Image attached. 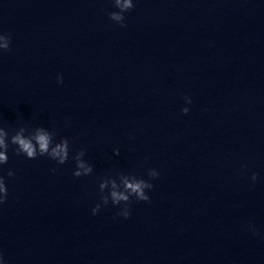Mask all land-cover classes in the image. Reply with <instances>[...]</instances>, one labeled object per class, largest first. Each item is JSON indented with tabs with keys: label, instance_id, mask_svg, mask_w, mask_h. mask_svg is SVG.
I'll return each mask as SVG.
<instances>
[{
	"label": "clouds",
	"instance_id": "9594fccd",
	"mask_svg": "<svg viewBox=\"0 0 264 264\" xmlns=\"http://www.w3.org/2000/svg\"><path fill=\"white\" fill-rule=\"evenodd\" d=\"M113 5L118 11H111L108 13L109 19L116 22L121 27H124L125 16L124 13L130 11L133 7V0H112ZM11 44V35L0 34V50L9 51ZM57 82L62 83L63 78L57 77ZM186 103H191L189 97L184 98ZM189 109L187 107L182 109V112L187 114ZM55 133L40 126L30 128L29 126H20L14 130L13 134L4 127H0V165L7 164V152L10 146H15L13 151L16 155H24L28 159H35L38 156H47L55 160L58 164H64L69 159V140L64 138L59 142H54ZM114 152L118 155L119 150L115 149ZM85 155L84 149L77 151L72 159L75 161L76 168L73 172L75 177L87 176L92 174L93 166L87 163L83 157ZM55 171V169H53ZM159 173L154 169H149L148 176L152 179L158 177ZM257 173L252 174V180L257 179ZM8 177L14 176L12 170H8ZM153 184L143 178L137 177L133 173L124 174L117 172L115 176H107L99 183L100 193L107 194L101 195V203L107 205L111 201L113 206L123 204V208L117 215H122L125 219L130 216L128 204L132 198L137 201H149L150 197L146 194V189L151 190ZM8 195L5 177L0 175V204H3ZM101 203H98L93 209V215L97 214L101 208ZM249 228L256 233L254 225ZM3 257L0 255V260Z\"/></svg>",
	"mask_w": 264,
	"mask_h": 264
}]
</instances>
